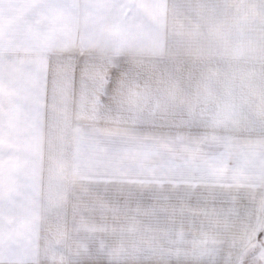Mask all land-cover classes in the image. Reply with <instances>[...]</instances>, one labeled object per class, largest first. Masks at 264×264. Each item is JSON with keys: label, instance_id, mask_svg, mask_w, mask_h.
Listing matches in <instances>:
<instances>
[{"label": "snow or ice", "instance_id": "1", "mask_svg": "<svg viewBox=\"0 0 264 264\" xmlns=\"http://www.w3.org/2000/svg\"><path fill=\"white\" fill-rule=\"evenodd\" d=\"M228 3L0 0V264H264V48L257 93L196 59Z\"/></svg>", "mask_w": 264, "mask_h": 264}, {"label": "crops", "instance_id": "2", "mask_svg": "<svg viewBox=\"0 0 264 264\" xmlns=\"http://www.w3.org/2000/svg\"><path fill=\"white\" fill-rule=\"evenodd\" d=\"M210 42L222 49V56L208 54ZM196 46L203 50L196 59L209 72L214 89L223 90L235 77L246 90L257 93L259 56L264 48L261 0H229L228 7L205 29V36Z\"/></svg>", "mask_w": 264, "mask_h": 264}]
</instances>
